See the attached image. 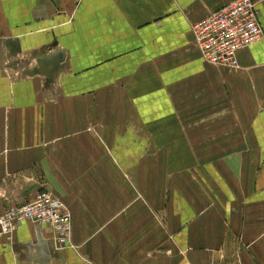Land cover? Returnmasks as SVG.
<instances>
[{
  "label": "crops",
  "instance_id": "1",
  "mask_svg": "<svg viewBox=\"0 0 264 264\" xmlns=\"http://www.w3.org/2000/svg\"><path fill=\"white\" fill-rule=\"evenodd\" d=\"M231 0H0V213L47 191L0 264H264V37L203 61ZM264 32V0H254Z\"/></svg>",
  "mask_w": 264,
  "mask_h": 264
},
{
  "label": "built area",
  "instance_id": "2",
  "mask_svg": "<svg viewBox=\"0 0 264 264\" xmlns=\"http://www.w3.org/2000/svg\"><path fill=\"white\" fill-rule=\"evenodd\" d=\"M254 0H231L195 22L191 31L203 61L237 69V53L264 37ZM23 223L46 225L55 249L72 247V217L68 205L47 191L24 204L8 205L0 213V237L12 239ZM241 264V263H236Z\"/></svg>",
  "mask_w": 264,
  "mask_h": 264
},
{
  "label": "rangeland",
  "instance_id": "3",
  "mask_svg": "<svg viewBox=\"0 0 264 264\" xmlns=\"http://www.w3.org/2000/svg\"><path fill=\"white\" fill-rule=\"evenodd\" d=\"M58 198V197H57Z\"/></svg>",
  "mask_w": 264,
  "mask_h": 264
}]
</instances>
